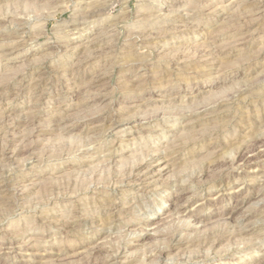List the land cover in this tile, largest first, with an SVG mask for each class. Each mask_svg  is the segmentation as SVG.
<instances>
[{
	"label": "rangeland",
	"instance_id": "obj_1",
	"mask_svg": "<svg viewBox=\"0 0 264 264\" xmlns=\"http://www.w3.org/2000/svg\"><path fill=\"white\" fill-rule=\"evenodd\" d=\"M0 264H264V0H0Z\"/></svg>",
	"mask_w": 264,
	"mask_h": 264
},
{
	"label": "bare ground",
	"instance_id": "obj_2",
	"mask_svg": "<svg viewBox=\"0 0 264 264\" xmlns=\"http://www.w3.org/2000/svg\"><path fill=\"white\" fill-rule=\"evenodd\" d=\"M211 53V52H210ZM131 57V56H130ZM186 57V56H185Z\"/></svg>",
	"mask_w": 264,
	"mask_h": 264
}]
</instances>
